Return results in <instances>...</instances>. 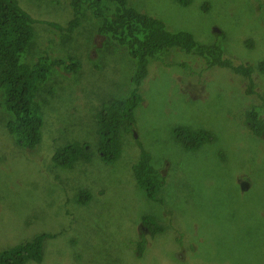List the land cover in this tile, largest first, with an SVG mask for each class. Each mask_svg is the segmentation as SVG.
<instances>
[{
  "label": "rangeland",
  "instance_id": "obj_1",
  "mask_svg": "<svg viewBox=\"0 0 264 264\" xmlns=\"http://www.w3.org/2000/svg\"><path fill=\"white\" fill-rule=\"evenodd\" d=\"M18 1L37 21L22 62L73 57L81 69H53L43 98L37 97L44 103L43 125L32 150L8 132L12 113L0 83V251L39 239L33 251L42 246V261L25 264H264V137L250 132L247 116L264 111V74H254L249 93V81L231 69L208 68L201 58L169 50L141 89L134 121L125 123L121 155L109 162L98 150L96 119L105 102L132 92L135 67L128 49L113 44L117 36H107L110 42L95 32L82 36V28L65 44L49 23L66 27L73 10L54 22V12L49 16L43 7L56 11L59 4L69 7V0ZM128 5L172 33L190 32L200 43L220 48L234 65L264 61V0H194L187 7L176 0H128ZM184 65L181 86L173 84ZM180 126L211 136L188 150L176 136ZM76 143L89 161L55 166V153ZM142 150L152 154L164 176L154 200L133 173ZM162 225L171 228L146 247L139 243L142 227L154 232Z\"/></svg>",
  "mask_w": 264,
  "mask_h": 264
},
{
  "label": "trees",
  "instance_id": "obj_2",
  "mask_svg": "<svg viewBox=\"0 0 264 264\" xmlns=\"http://www.w3.org/2000/svg\"><path fill=\"white\" fill-rule=\"evenodd\" d=\"M70 6L59 4L54 11V19L60 22L68 16L69 9L73 10L74 19L67 26L57 23H49L58 35L63 34L66 44L77 28H82V36L85 32L91 33L90 25L94 15L89 10V3L95 2V14L98 18L104 15L110 20L98 24L97 32L103 36H117L119 41L113 42L120 49H128L127 55L130 61L135 60L137 65L132 83L135 86L131 94L123 98H111L98 108L100 113L96 119L97 133L100 135V148L104 160L114 161L121 155L123 148L122 133L127 131L125 123L130 125L134 121V111L143 101L138 87L145 78L147 58L152 62L155 73L157 61L162 60V55L169 50L173 53H181L186 59L194 60V56L206 62L208 68L220 67L231 69L236 75L245 77L250 83L249 93L255 85L253 76L256 73L264 74V61L256 64L234 65L230 59L224 58L223 51L218 47L206 46L186 31L172 33L167 30L164 23L146 14L129 7L128 0H69ZM181 6H190L194 0H176ZM59 3V1H58ZM208 4V3H207ZM210 6H203L208 10ZM62 12L64 16H58ZM37 22L19 5L17 0H0V83L7 89V108L12 113L11 123L7 126L9 133L16 135L17 144L22 148L32 150L41 141V128L43 125V98L44 86L50 80L53 69L60 67L67 73H77L81 69V63L70 57L69 60L41 57L34 63L22 62L23 55L34 42L35 34L33 24ZM110 39V38H109ZM95 40V39H94ZM92 40V42L94 41ZM250 46L251 41L247 42ZM96 44V43H94ZM252 46V45H251ZM157 47L162 49L154 56ZM119 49V50H120ZM187 55H185L184 53ZM174 59L171 57V62ZM187 65L182 66L176 74H183ZM190 67V66H189ZM39 95V96H38ZM262 113H248L251 131L258 137H264V118ZM176 136L188 150L197 149V142L210 138V133L202 129H192L180 126L175 129ZM84 156L81 144H69L58 150L53 156L55 166L72 168L81 160L89 161ZM52 161V162H53ZM133 173L138 186L150 199H156L160 191L164 176L156 167L153 156L146 150L141 151L140 158L133 166ZM160 184V185H159ZM147 220V217L144 216ZM145 233L141 230L140 243L146 247L144 237L162 232ZM39 246V239L34 242H23L20 246L0 253V264H25L30 261L41 262L43 259L42 246L34 252L33 248ZM31 250V251H30ZM15 258V259H10Z\"/></svg>",
  "mask_w": 264,
  "mask_h": 264
},
{
  "label": "clouds",
  "instance_id": "obj_3",
  "mask_svg": "<svg viewBox=\"0 0 264 264\" xmlns=\"http://www.w3.org/2000/svg\"><path fill=\"white\" fill-rule=\"evenodd\" d=\"M18 1V0H17ZM18 3H19V1H18ZM95 6H96V4H95V2L93 1L92 3H89V10L92 12V14L94 15V20H93V22H92V24L90 25V29H91V33H89V34H92L93 32H95L98 36H101L102 38H104V39H109V38H107V36H103V35H101L100 34V32H97V29H98V24H100V23H102V22H105L104 20H102V18H105L107 15H104V16H102L101 18H98L97 16H96V14H95ZM21 7V6H20ZM22 8V7H21ZM44 8V12H49V16H50V12H51V10H49V8H48V5L46 6V7H43ZM23 9V8H22ZM24 10V9H23ZM25 11V10H24ZM26 12V11H25ZM29 14V13H28ZM30 15V14H29ZM31 16V15H30ZM74 19V15H73V18H72V20ZM110 20V19H109ZM50 21V20H49ZM49 21H46V22H49ZM40 22H42V21H40ZM54 22H56V20L54 21ZM81 27H79V28H77V30L76 31H78L79 29H80ZM75 31V32H76ZM108 42H110V39H109V41ZM162 49V47H157L155 50H154V52L153 53H149L151 56H154L155 57V55L160 51ZM126 57H130V55H127ZM131 62H132V64H133V67H135V71H134V73H136V70H137V65H136V62H135V60L133 59V60H131ZM144 75H145V78L142 80V82H141V84L139 85V87H138V90H139V92L141 93V89L144 87V85L148 82V79L150 78V76L152 75V76H156V73H155V70H154V67H153V65H152V62H150V60L147 58V63H146V69H145V71H144ZM185 76H186V74L184 75V74H176V75H173L172 76V83L173 84H179L180 86H181V84H182V82H183V80H184V78H185ZM133 88L135 89V86L133 85V83H132V90H133ZM252 92H253V88H252ZM251 92V93H252ZM261 111V113H262V117L264 118V111H262V110H260ZM250 126V125H249ZM185 127H190V126H185ZM190 128H192V129H197V128H193V127H190ZM249 130H250V132H251V127H249ZM206 131V130H205ZM9 132V131H8ZM208 132V131H207ZM160 185V184H159ZM148 197V196H147ZM149 198V197H148ZM150 199V198H149ZM151 200H154V199H151ZM171 227H169V229H170ZM168 229V230H169ZM141 233V232H140ZM150 235V234H149ZM25 242H27V241H25ZM23 243V242H22ZM0 253H1V251H0Z\"/></svg>",
  "mask_w": 264,
  "mask_h": 264
},
{
  "label": "flooded vegetation",
  "instance_id": "obj_4",
  "mask_svg": "<svg viewBox=\"0 0 264 264\" xmlns=\"http://www.w3.org/2000/svg\"><path fill=\"white\" fill-rule=\"evenodd\" d=\"M54 11H51L50 13H53ZM55 20V19H54ZM159 219H160V217H159ZM169 227L170 226H166V225H162L160 228L161 229H163V231L162 232H159V233H156L155 235H151L149 238L148 237H144V242L146 243V245H148V244H150L151 242H153V241H155L160 235H164L167 231H168V229H169ZM142 229L145 231V233L147 234V233H149V230H147V229H144L143 227H142ZM139 236H140V241H139V243H141L142 242V239H141V233L139 234ZM150 241H149V240Z\"/></svg>",
  "mask_w": 264,
  "mask_h": 264
},
{
  "label": "bare ground",
  "instance_id": "obj_5",
  "mask_svg": "<svg viewBox=\"0 0 264 264\" xmlns=\"http://www.w3.org/2000/svg\"><path fill=\"white\" fill-rule=\"evenodd\" d=\"M51 16H53V14Z\"/></svg>",
  "mask_w": 264,
  "mask_h": 264
}]
</instances>
